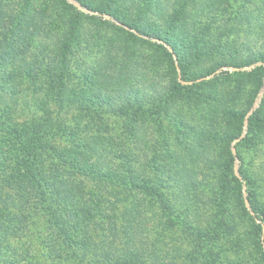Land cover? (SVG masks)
Wrapping results in <instances>:
<instances>
[{"label": "trees", "instance_id": "16d2710c", "mask_svg": "<svg viewBox=\"0 0 264 264\" xmlns=\"http://www.w3.org/2000/svg\"><path fill=\"white\" fill-rule=\"evenodd\" d=\"M0 1V30H4L0 33V63L8 65V69L3 68L7 75H20L11 89L13 95H19L18 105L21 99L31 98L33 102L23 114L24 119L15 120L12 111L0 108V133L8 143L1 151L2 159L5 162L11 158L12 162L3 165L9 170L12 192L0 190V211L9 206L23 211L22 206L27 204L26 214L17 212L10 221L0 222L4 255L0 258L5 264H24L28 259L16 243L26 217H42L44 234L57 241L47 264H264L260 237L264 207L249 188L250 180L243 169L239 177L234 174L235 155L230 145L241 129L237 126L239 129L231 134L226 126V117L235 118L232 120L241 125L245 115L229 111L221 98L208 94L225 95L219 91L224 73L206 78L216 68L212 67L204 70L199 75L204 79L198 81L190 70L196 62L209 61L214 52L211 38L206 39L212 31V21L205 16L197 20L185 12L194 0H166L168 12L163 4H150L151 10L154 7L156 12L165 14L176 31L189 24L187 29L190 36H195V47L185 46L187 53L192 54L179 60L178 78L171 54L164 46L174 47L175 40L167 35L161 37L163 44L157 48L163 49L158 52L169 76L175 67V76L167 84L162 80L160 86L151 83L153 86L147 87L139 82L143 78H136L135 66L127 71L129 78L119 70L117 84L129 95L123 97V108L117 113L121 119L118 134H113L109 124L92 113L90 107L83 116L75 112L73 124L67 121L66 108L83 109L77 100L78 89L69 93L64 90L68 68L62 59L73 36L70 38L71 31L61 29L55 35L52 31L53 38L48 34L55 27L53 16L61 4L68 10H74V6L65 0H24L14 12L13 8L8 10L9 4ZM77 1L88 8H94L92 4L96 3L100 12L111 13L108 4L98 6L97 0ZM71 18L72 29L77 17ZM243 18L250 23L247 13ZM260 25L264 31V23ZM5 31H9V36H5ZM221 43L224 47L225 41ZM30 53L33 60L25 61ZM102 66L98 62L84 76L94 81L90 91L97 89L94 84L100 76L105 77ZM256 68L264 71L263 66ZM161 77H166V73ZM23 82L29 97L19 92ZM237 90L236 85L231 95ZM178 97L185 98L190 106L197 99L204 105L212 102L216 106L207 115L197 110L189 117L184 114L185 120L179 119L172 113ZM260 112L254 110L247 118V145L252 146L264 127ZM218 113L222 122L216 119ZM192 117L197 120L195 124H191ZM147 119L161 127L151 129L157 148L148 147L144 140L149 131L144 127ZM165 121L176 133L173 140L167 135ZM192 139H196L199 153L204 155L201 158L189 144H182ZM214 144L220 145L219 161H209L207 166L206 156L214 152ZM148 151L153 156L145 161L143 152ZM215 167L216 180L208 181V176L206 180L204 171ZM201 174L205 180L199 177ZM242 184L247 187L245 198L250 208L241 195ZM242 226L248 227L247 235L241 234Z\"/></svg>", "mask_w": 264, "mask_h": 264}, {"label": "rangeland", "instance_id": "374dc122", "mask_svg": "<svg viewBox=\"0 0 264 264\" xmlns=\"http://www.w3.org/2000/svg\"><path fill=\"white\" fill-rule=\"evenodd\" d=\"M2 1L3 4H9L8 10L13 8L12 11L14 12H18L20 5L24 2V0ZM65 1L74 6V10H68V8L61 4V9L59 12L54 13L53 16L54 20L52 24L55 27L49 31L48 35L53 38V35L59 34V30L61 29L65 30L64 32L66 33L71 31L70 38L73 36L70 44L65 48L62 59L68 68V71L64 75V90H66L65 93H69L74 88H77L79 92L77 100L79 105H83V109L78 108L76 110V107H72L73 109L66 108L67 121L69 120L70 122L68 121V123L73 124L74 121L72 122L71 120L74 113L77 112L83 116L85 110L90 107L92 113L99 114L100 118L106 124H109L108 127L111 128L113 134H118L121 119L117 113H119V109L123 108L122 105L125 102L123 97L129 95L124 87L121 89L119 84H117L119 70H122L127 76V71L131 72V67L135 66L136 78H143L139 82H144V86L147 87L153 86L151 83L160 86L162 80L167 84L175 76V67L172 68V74L169 76L166 65L161 61L162 55L158 52L163 49L157 48V45L163 44L161 37L167 35L168 39L171 36L175 40L174 47L170 44L164 46L171 54L172 65L176 66L179 78V60L183 58V55L187 57L189 56L188 54H192L190 51L187 53L185 46L195 47L193 40L195 36H190L191 31L187 29L189 24H186V28H181L178 32L170 27L167 17H164L165 14L163 12H156L154 7H152L153 11L150 9L151 3H159L166 6L168 12L169 4L166 0H149L142 9L144 0H113L114 2L111 0H97L98 6L104 7L108 4L111 13H107L106 11L100 12V9L95 8L96 3L92 4L94 9L84 6L77 0ZM189 8L185 12L191 13L197 20L205 16L212 21V31L206 36V39L211 38V44L214 48L210 60L200 63L196 62L191 66V73L198 76L196 78L198 81L204 79V76L199 77V75L204 70L212 67L216 68L208 76H205L206 78L216 73H224L225 79L221 81L219 91H222L225 95H220L219 93L218 95H214V93L208 94L214 99L221 98V103L224 102L229 111L233 112L234 110L245 115V119L241 125L239 122L232 120L235 118L226 117V120L229 121L226 123V126L229 127L231 134H234L235 129L238 128L237 126L241 129V132L236 135V138L230 145V151L235 155L233 170L234 174L239 177L240 170L243 169V172L247 174L250 180L251 186L249 188L254 190L258 202L264 207V127L258 132V135L254 139L255 141L251 144L252 146L244 142V139L248 136L247 118L252 115L254 110L261 111L260 115L264 118V71L261 73L260 69L256 68L257 66L264 67L261 59L262 53H264V31L260 29L262 28L260 24L264 23V0H194ZM245 13L250 17V23H246L247 20L243 18ZM72 16H76L77 20L75 27L71 29L73 25ZM120 27H123L128 34L126 35L125 31L120 29ZM0 33H4V30H0ZM5 33V36H9V31H5ZM0 37L2 38V36ZM223 40L225 41L224 47L221 46V41ZM128 54L130 56L127 58ZM32 60L33 56L30 53L26 56L25 61L31 62ZM98 62L100 65H103L101 68L103 70L102 74L105 77L100 76V81L94 84L97 86V89L90 91L89 88L93 86L91 83L94 81L86 80L84 76ZM136 64L138 65L136 66ZM6 66L8 65H3V62L2 64L0 63V108H7L12 111L16 118L14 119L17 120V118H23V114L27 113L28 108H30L29 105L32 106L33 102H31V98H26L24 100L21 99V103L19 102L20 104L18 105L19 95H13L11 89L14 82L16 80L18 82L21 78L20 75L18 77L16 75H7L3 70V68H7ZM163 72L166 73V77L162 78L161 74ZM127 77L129 78V76ZM25 85H27L26 82H23L19 92L23 96L29 97V90L25 92L23 90L26 87ZM236 85L238 90L231 95L233 87ZM87 88L89 91L85 93ZM188 103L185 98L178 97L172 107L173 115L177 114L179 115V119L183 118L185 120L186 116L184 114L189 117L195 111L200 110L199 114L203 112L207 115L208 110L216 106V103L212 102L204 105L198 99L191 106ZM17 105L21 106L20 109ZM216 119L222 122L220 113L217 114ZM191 122V124H195L197 120L192 117ZM163 125L168 137L173 140L176 133L172 131V128H169L170 126L166 121ZM145 126L149 130L148 133H145V142H148V147L157 148L156 137L151 132V129H161V127L152 119H147ZM6 144L8 143L4 142L3 135L0 133V190L12 192L8 181L9 170L4 169L3 166L5 164H12L11 158L4 162L1 153ZM182 144L184 146H188L189 144L197 158L204 156L199 153L196 139L188 142L185 140ZM220 144L223 145V143ZM213 146L216 148L213 149L214 152L206 156H209L207 166H209V161H219L218 150L220 149V145L214 144ZM179 148L183 149L181 146ZM143 150L145 149L143 148ZM143 153L145 158L142 159L145 161H148L153 156L150 151ZM216 170H218L216 167L215 169L209 168L205 170L206 180L208 176V181H215L217 178ZM199 177L205 180L202 174ZM246 188V185L242 184L241 195L243 198L247 194ZM244 203L247 208H250L246 198ZM26 206L27 204L22 206L23 211H18L15 208L16 206H9L1 210L0 222L5 223L6 221H10L11 216L17 212L26 214ZM250 213L253 214L252 211ZM255 221L259 222L258 219ZM24 224L25 226L22 232H20L19 238L16 237L18 239L16 243L28 256L24 264H47L48 259H51V255L54 254L51 248L57 244V241L48 239L46 234H44L42 228H44L45 223L42 217H26ZM247 229V226H242L240 228L241 234L247 235ZM243 237L246 239L245 236ZM260 237L264 246V224L262 225ZM41 241L43 242L42 244ZM0 256L2 259L4 258L1 246ZM1 258L0 264H5Z\"/></svg>", "mask_w": 264, "mask_h": 264}]
</instances>
